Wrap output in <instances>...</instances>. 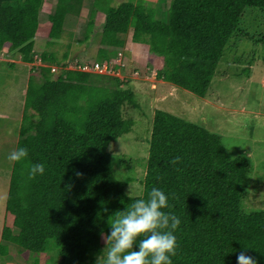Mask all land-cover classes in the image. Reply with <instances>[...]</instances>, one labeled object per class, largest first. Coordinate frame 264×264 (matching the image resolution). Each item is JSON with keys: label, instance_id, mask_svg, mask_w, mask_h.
<instances>
[{"label": "trees", "instance_id": "obj_1", "mask_svg": "<svg viewBox=\"0 0 264 264\" xmlns=\"http://www.w3.org/2000/svg\"><path fill=\"white\" fill-rule=\"evenodd\" d=\"M44 2L0 0V56L6 51L34 63ZM81 3L56 0L47 15V46L60 41L66 16L75 15ZM111 3L93 0L92 13L102 11L105 18L97 61L117 56L125 46L121 36L131 30L132 43L148 46L160 61L157 78L198 97L208 92L231 42L253 41L239 27L246 10L264 13V0H170L168 20L162 22L143 1ZM93 28L92 14L85 42ZM67 58V53L60 60L54 51L41 53L39 80L27 81L16 147H26L28 157L12 163L5 204L12 228L1 230L0 264L10 246L38 256L54 252L49 264H95L103 249L100 233L109 232L112 215L146 197L153 186L169 195L171 209L165 211L181 219L173 264H237L242 250L264 264V210L243 209L250 160L231 157L219 135L156 110L142 194L130 196L129 182L115 175L108 147L130 132L123 107H138L134 95L117 77L68 69ZM174 157L180 158L176 164ZM33 163H44L45 173L29 180Z\"/></svg>", "mask_w": 264, "mask_h": 264}, {"label": "rangeland", "instance_id": "obj_2", "mask_svg": "<svg viewBox=\"0 0 264 264\" xmlns=\"http://www.w3.org/2000/svg\"><path fill=\"white\" fill-rule=\"evenodd\" d=\"M123 1L112 0L111 5L116 6ZM138 1L154 10L156 20L167 22L170 0ZM55 2L45 0L40 11L34 63L27 65L6 51L0 56V235L3 226L12 228V217L6 214L5 204L13 162L6 157L18 140L27 81L30 76L36 80L40 77L38 73L43 64L37 59L46 51H54L59 60L67 53L68 61L64 63L61 60V65L64 63L73 68L76 64L98 60L96 56L105 18L102 11L92 13L93 0H82L77 13L66 16L60 41L52 47L47 46L46 35L50 28L47 15ZM92 14L94 28L89 41L85 42ZM239 27L254 42L243 38L231 42L204 97L159 80L156 75L161 64L149 53L148 46L132 43L131 30L121 36L125 46L119 51L123 54L125 67H117L115 75L110 77L126 81L138 107L127 104L123 107V116L132 121V128L110 144L108 151L115 161L116 177L129 182L126 191L130 196L142 194L152 119L154 112L161 110L219 135L231 157H247L252 172L243 209L245 212L264 210V13L246 10ZM255 40L259 42L255 43ZM57 71L50 73L55 75ZM13 231L16 232L15 229ZM102 245L104 248V241ZM55 257L54 252L38 256L10 246L2 264H33L35 260L38 264H49Z\"/></svg>", "mask_w": 264, "mask_h": 264}, {"label": "clouds", "instance_id": "obj_3", "mask_svg": "<svg viewBox=\"0 0 264 264\" xmlns=\"http://www.w3.org/2000/svg\"><path fill=\"white\" fill-rule=\"evenodd\" d=\"M27 157L28 149L20 146L6 158L19 163ZM179 159L174 157L171 163L176 164ZM44 173V163H33L27 168L29 180ZM165 209H171L169 195L153 186L146 197L136 198L123 211H117L108 221L109 232L100 233L105 247L96 255L95 264H173L179 246L175 233L181 219ZM237 264L257 262L242 250L237 255Z\"/></svg>", "mask_w": 264, "mask_h": 264}, {"label": "built area", "instance_id": "obj_4", "mask_svg": "<svg viewBox=\"0 0 264 264\" xmlns=\"http://www.w3.org/2000/svg\"><path fill=\"white\" fill-rule=\"evenodd\" d=\"M67 66H68L67 67L68 69H73V70L80 71V72L113 76L115 75V72H114L115 69L117 67L119 69L125 67V63L123 60V54L120 52L117 54V56L113 57V59H110L107 61H102V62L93 61L90 63L83 62L80 64H76L74 68L69 65ZM56 69H57L56 67H51V72H55Z\"/></svg>", "mask_w": 264, "mask_h": 264}, {"label": "crops", "instance_id": "obj_5", "mask_svg": "<svg viewBox=\"0 0 264 264\" xmlns=\"http://www.w3.org/2000/svg\"><path fill=\"white\" fill-rule=\"evenodd\" d=\"M44 6V5H43ZM43 8V7H42ZM42 10V9H41ZM50 10H52V8L50 9ZM40 17H41V12H40V16H39V20H40ZM39 24H40V21H39ZM40 26V25H39ZM39 28V27H38ZM38 32V31H37ZM47 36V35H46ZM36 39H37V34H36ZM47 40V39H46ZM37 57V56H36ZM19 58V57H18ZM20 59V58H19ZM38 61H40V58H38L37 59ZM16 62H18L19 63V61H16ZM20 62H22V61H20ZM28 65V64H27Z\"/></svg>", "mask_w": 264, "mask_h": 264}]
</instances>
